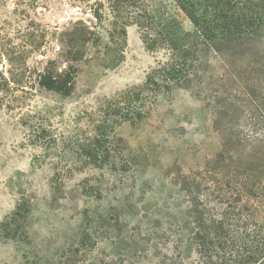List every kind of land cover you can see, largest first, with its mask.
Wrapping results in <instances>:
<instances>
[{"label": "rangeland", "instance_id": "374dc122", "mask_svg": "<svg viewBox=\"0 0 264 264\" xmlns=\"http://www.w3.org/2000/svg\"><path fill=\"white\" fill-rule=\"evenodd\" d=\"M89 7L0 0V264H158L194 203L219 214L250 179L236 167L252 150L264 159V23L255 49L208 54L192 90L146 100L135 121L123 103L165 53L130 26L120 52L71 57ZM48 73L73 75L72 94L41 87Z\"/></svg>", "mask_w": 264, "mask_h": 264}, {"label": "trees", "instance_id": "16d2710c", "mask_svg": "<svg viewBox=\"0 0 264 264\" xmlns=\"http://www.w3.org/2000/svg\"><path fill=\"white\" fill-rule=\"evenodd\" d=\"M92 1L86 0L88 6L91 4L94 25L79 21L68 34L71 57H80L88 46L99 50L106 45L108 52H120L130 26L138 28L149 53H165V58L156 61L148 73L144 86L129 93L123 103L137 106L135 121L143 119L146 100L154 103L162 94L177 89L192 90L201 74L199 66L208 54L221 58L235 48L255 49L247 43L250 41L247 36L252 32L255 39L256 29L264 23V0ZM181 14L193 25L192 31L183 30ZM43 78L41 87L65 97L72 94L73 75L62 80L48 73ZM225 114L220 112L218 117L225 118ZM92 150L98 151L96 145ZM261 158L260 152L252 150L249 160L236 167V175L248 173L250 179L240 184L234 199L221 201L219 214L212 213L201 201L194 203L175 253L156 254L155 247L158 264H264V159Z\"/></svg>", "mask_w": 264, "mask_h": 264}]
</instances>
